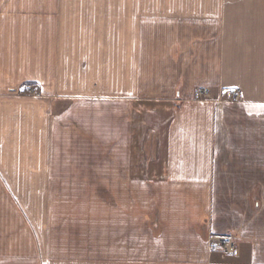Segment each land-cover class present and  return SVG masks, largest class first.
Wrapping results in <instances>:
<instances>
[{
	"label": "crops",
	"instance_id": "obj_1",
	"mask_svg": "<svg viewBox=\"0 0 264 264\" xmlns=\"http://www.w3.org/2000/svg\"><path fill=\"white\" fill-rule=\"evenodd\" d=\"M0 264H264V0H0Z\"/></svg>",
	"mask_w": 264,
	"mask_h": 264
},
{
	"label": "rangeland",
	"instance_id": "obj_2",
	"mask_svg": "<svg viewBox=\"0 0 264 264\" xmlns=\"http://www.w3.org/2000/svg\"><path fill=\"white\" fill-rule=\"evenodd\" d=\"M51 5L52 6H54V5H56V10H59L60 8V4L59 3H56V2H53V3H51ZM201 89V91H202V93H200V94H198L197 92L199 91ZM32 89H30V93H33L32 91H31ZM237 93L238 94V92L237 91H232V94L233 93ZM195 98L196 99H199V100H202V99H211V95H210V91H209V89L208 88H197L196 90H195ZM232 99L233 100H238V95H237V97L236 98H233L232 97ZM90 228V227H89ZM224 235H230L231 236V238H232V245H233V249H235V253L234 254H232V256H237L238 254H239V252H240V248H239V243H238V241H237V238L233 235V234H231V233H229V234H224ZM218 236H223V235H213V236H211L210 237V240H213V241H217L219 244H220V246H221V248H222V250H223V252L226 254V255H231V254H228V253H226V251L224 250V248H223V246H222V244H221V242L219 241V239H218ZM74 241H77V242H75V243H73V244H75V245H78L79 247H83V246H86V245H84V243H83V241L80 239V238H78V240H75L74 239ZM89 245L92 247V249L94 250L95 249V246H93L91 243H90V241H89ZM89 249H90V247H89Z\"/></svg>",
	"mask_w": 264,
	"mask_h": 264
},
{
	"label": "built area",
	"instance_id": "obj_3",
	"mask_svg": "<svg viewBox=\"0 0 264 264\" xmlns=\"http://www.w3.org/2000/svg\"><path fill=\"white\" fill-rule=\"evenodd\" d=\"M197 93L198 94L202 93L201 89ZM237 95L238 94L235 92L232 94V97L236 98ZM218 239L221 242L226 253L231 254V255L235 253V249H233V245H232V238L230 235L218 236Z\"/></svg>",
	"mask_w": 264,
	"mask_h": 264
}]
</instances>
